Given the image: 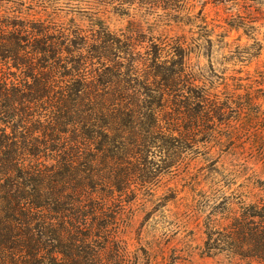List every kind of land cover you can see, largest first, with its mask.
<instances>
[{"label": "trees", "instance_id": "1", "mask_svg": "<svg viewBox=\"0 0 264 264\" xmlns=\"http://www.w3.org/2000/svg\"><path fill=\"white\" fill-rule=\"evenodd\" d=\"M150 1L169 11L184 0ZM1 31L0 264H125L126 197L135 202L141 187L206 145L210 123L249 107L233 109L241 98L224 99L195 79L188 86L183 43L163 56L167 47L137 48L133 35L123 40L100 24L59 35ZM259 184V197L239 204L241 215L214 242L233 264H264Z\"/></svg>", "mask_w": 264, "mask_h": 264}, {"label": "rangeland", "instance_id": "2", "mask_svg": "<svg viewBox=\"0 0 264 264\" xmlns=\"http://www.w3.org/2000/svg\"><path fill=\"white\" fill-rule=\"evenodd\" d=\"M151 3L0 0V30L59 35L88 32L100 24L123 40L133 35L143 50L151 41L160 47L183 43L188 86L195 79L224 99L241 98L232 108L250 111L237 115L231 109L229 121L210 123L214 134L207 144L197 143L199 148L188 150L172 172L141 187L135 202L127 196L119 219L125 264H233L214 242L241 215V203L259 197L264 181V0H184L169 11H157ZM171 47L163 56L172 55Z\"/></svg>", "mask_w": 264, "mask_h": 264}]
</instances>
